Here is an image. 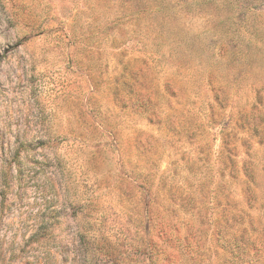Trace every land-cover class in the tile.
<instances>
[{"label":"rangeland","instance_id":"rangeland-1","mask_svg":"<svg viewBox=\"0 0 264 264\" xmlns=\"http://www.w3.org/2000/svg\"><path fill=\"white\" fill-rule=\"evenodd\" d=\"M0 264H264V0H0Z\"/></svg>","mask_w":264,"mask_h":264}]
</instances>
